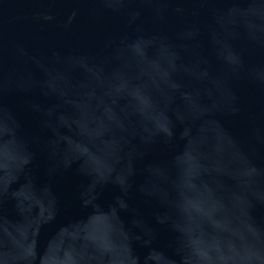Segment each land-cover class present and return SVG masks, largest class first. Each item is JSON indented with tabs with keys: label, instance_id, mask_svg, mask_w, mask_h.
<instances>
[{
	"label": "water",
	"instance_id": "obj_1",
	"mask_svg": "<svg viewBox=\"0 0 264 264\" xmlns=\"http://www.w3.org/2000/svg\"><path fill=\"white\" fill-rule=\"evenodd\" d=\"M0 264H264V0H0Z\"/></svg>",
	"mask_w": 264,
	"mask_h": 264
}]
</instances>
